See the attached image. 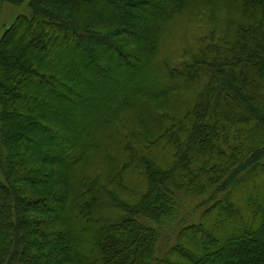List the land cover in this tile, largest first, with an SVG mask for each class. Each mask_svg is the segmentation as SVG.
<instances>
[{
  "label": "trees",
  "instance_id": "obj_1",
  "mask_svg": "<svg viewBox=\"0 0 264 264\" xmlns=\"http://www.w3.org/2000/svg\"><path fill=\"white\" fill-rule=\"evenodd\" d=\"M2 4L0 264H264V0Z\"/></svg>",
  "mask_w": 264,
  "mask_h": 264
},
{
  "label": "rangeland",
  "instance_id": "obj_2",
  "mask_svg": "<svg viewBox=\"0 0 264 264\" xmlns=\"http://www.w3.org/2000/svg\"><path fill=\"white\" fill-rule=\"evenodd\" d=\"M0 11H2V17H10V14H12L11 19L7 22V25H9L19 14H22L24 11V8H14L13 6H10L8 4H2ZM161 17V14L157 15ZM4 19V18H3ZM172 41V40H170Z\"/></svg>",
  "mask_w": 264,
  "mask_h": 264
}]
</instances>
